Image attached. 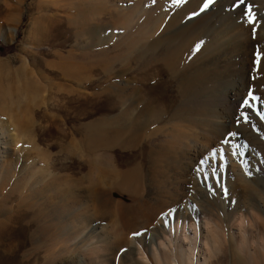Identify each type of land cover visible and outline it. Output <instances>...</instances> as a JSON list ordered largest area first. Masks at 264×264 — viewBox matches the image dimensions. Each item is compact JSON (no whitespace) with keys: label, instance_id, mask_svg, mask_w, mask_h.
<instances>
[{"label":"rangeland","instance_id":"374dc122","mask_svg":"<svg viewBox=\"0 0 264 264\" xmlns=\"http://www.w3.org/2000/svg\"><path fill=\"white\" fill-rule=\"evenodd\" d=\"M73 2L0 0V264H137L136 255L130 253L132 236L149 264H157L149 243L142 244L134 233L167 210L185 214L184 220L197 226L202 220L211 222L219 246L211 250L208 264H264V0L229 1L227 9L235 12L231 10L227 19L237 14L243 23L229 34L234 46L228 56L208 64L210 69L217 67L214 74L209 75L210 70L200 77L203 81L215 77L214 86H184L183 104L176 80L167 74L159 78L168 83L157 89L163 100L156 106L166 109L168 116L179 109L189 121L168 123L162 116L158 121L166 127L150 133L151 138H141L144 144L150 139L154 156L162 149L163 159L158 177L154 170L150 169V176L144 172L138 197L132 200L119 192L106 176L98 201L88 187L99 168L109 172L117 166L127 171L133 163L120 162H138L140 158L132 157L143 143L129 150L113 146L110 152L86 148L76 128L105 111L69 119L67 97L55 94L53 82L62 79L42 59L57 60L46 53L56 39L55 24L65 30L64 18L79 6L77 0ZM134 19L132 15L127 23H117L110 18L108 29H120ZM240 29L243 35L234 33ZM110 55L101 59L109 61ZM93 75L85 84L74 81L77 89L92 91L88 83L102 76ZM111 75L106 76L107 85L118 80ZM131 76L122 81H132ZM18 94L23 98L17 99ZM78 105L72 102L67 110L76 113L72 111ZM2 144L7 145L6 153ZM27 174L29 181L24 180ZM146 219L151 222L143 223ZM90 225L99 228L91 230ZM204 235L198 234L199 242Z\"/></svg>","mask_w":264,"mask_h":264},{"label":"bare ground","instance_id":"6f19581e","mask_svg":"<svg viewBox=\"0 0 264 264\" xmlns=\"http://www.w3.org/2000/svg\"><path fill=\"white\" fill-rule=\"evenodd\" d=\"M229 1L214 0L208 8L201 11L204 0H77L76 6L80 7L78 6V9L75 7L76 11L71 14L67 13L68 15L64 18L67 23L65 30L59 24H55L56 39L51 43L46 55L55 56L54 58L57 60L42 59V61L45 66L54 68L56 71L54 72L53 69V72L57 78L62 79L54 81L52 86L55 88L56 96L63 93L67 97L66 108L69 109L72 102L79 103L78 109L72 111L76 113L65 109L69 119L92 117L101 110L105 111L103 115L96 117L92 122L90 120L89 123L86 122L76 128V131L83 134L84 141L82 140V142L86 148L109 150L113 146H118L119 149H133L141 142L143 143L142 137L151 138L150 133L153 134L154 131L166 127L164 124L160 126L161 123L158 121L162 116L167 117L168 123L172 120L189 121L185 117L186 115H180L179 109L168 116L166 109L156 106L163 100L157 89L168 83V80L164 79L165 77L159 78L167 74L171 80H176L175 85L178 92L182 94L183 99L180 101L183 104L184 86L192 89L195 84L210 87L217 83L214 76V78L204 81L202 80L204 77L202 79L200 77L211 70L210 75L217 69V67L209 68L210 65L218 64L215 63L216 59L228 56V52L234 46L232 35L229 34L243 23L242 20L239 21L238 18L241 17L236 13V17L227 19L231 10L235 12L234 8L230 12V8L227 9V5H231ZM84 3L88 4L84 5ZM141 3L143 6L139 9ZM238 11L241 14L242 10ZM260 14L262 13L259 12ZM132 15L135 17L133 23L125 24L120 29L118 26L108 29L110 18H114L117 23L121 21L127 23ZM227 20L229 21L226 22ZM55 22L57 23V20ZM242 31L240 29L234 33L243 35ZM117 36H120V39L114 41L113 39ZM142 36L144 39L139 40V37ZM216 42L220 45H216ZM214 45L220 49H216L213 47ZM66 47H68L67 50L63 49ZM105 53H112V55H110L109 61L105 60L104 62L101 56ZM184 53L187 58L183 57L184 61H182ZM188 58L193 62H200V64L197 66H193L192 63L187 64ZM223 61L225 62L226 59ZM225 65L224 67H227V64ZM94 73L102 76L94 84L93 82L88 83L93 90L89 92L78 90L74 81L85 84L91 81ZM111 74H113V78L120 81L127 75H132L130 77L132 81L128 79L122 82L116 80L107 85L106 76ZM25 92L29 93V91ZM17 97L19 100L23 98L21 94H18ZM99 99H101V103L98 102ZM109 113L113 114L108 116ZM176 130L178 129L176 128ZM78 142L76 141L75 144L77 145ZM146 142L148 143H141L139 154L135 158L132 157L133 160L140 158L138 162L136 160L135 162H120L123 165L133 163L131 168L126 169L127 171H121L117 166L118 169L115 166L112 167L114 163L111 165L113 168L110 170L111 172L105 168H99L96 176H93L89 183L88 190L91 196L93 195L95 198L97 196V201L99 196L102 198L103 192L99 186L105 182L104 179L107 176L112 178L113 185L111 184V186L119 192L127 194L132 200L138 197L144 172L147 171L150 176L151 169L157 176L159 162L163 159L162 149L158 150V154L156 152L154 156L155 152L153 153L149 146L150 139ZM3 143L5 142L3 141ZM2 145L6 153L7 145ZM96 152L94 155H97ZM240 159L243 162L247 160L245 156H240ZM195 173L200 175L199 171H195ZM31 175L27 174L24 180L29 181ZM160 213L161 215H157L158 218L156 217L155 221L146 225L147 228L138 233L142 244L149 243L154 262L157 264H208L211 250L218 249L219 246V240L213 233L211 222L202 220L197 226L195 222L187 223L184 220L185 214L181 216L180 212L175 213L167 210ZM2 222L0 220V225ZM146 222L149 224L151 221L148 222L146 219L143 223ZM88 228L97 230L99 226L90 225ZM199 233H205L204 241L199 242ZM130 242L134 244L130 253L136 255L137 264H149L143 247L136 244L135 237L132 236Z\"/></svg>","mask_w":264,"mask_h":264},{"label":"snow or ice","instance_id":"6c2138e0","mask_svg":"<svg viewBox=\"0 0 264 264\" xmlns=\"http://www.w3.org/2000/svg\"><path fill=\"white\" fill-rule=\"evenodd\" d=\"M214 2V0H204V4L203 7L201 8V11H203L204 9L208 8L212 3ZM239 3L243 4L244 0H238ZM193 15H196V13H193ZM199 47V45L197 46V48ZM218 153L213 152L212 155H217ZM219 155L221 156V158L223 157V150L220 151ZM134 235H139L138 233H134Z\"/></svg>","mask_w":264,"mask_h":264}]
</instances>
